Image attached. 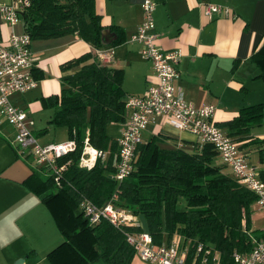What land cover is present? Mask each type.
I'll list each match as a JSON object with an SVG mask.
<instances>
[{
	"label": "trees",
	"instance_id": "16d2710c",
	"mask_svg": "<svg viewBox=\"0 0 264 264\" xmlns=\"http://www.w3.org/2000/svg\"><path fill=\"white\" fill-rule=\"evenodd\" d=\"M29 1L21 22L31 40L75 34L92 48H114L124 41L122 28L111 25L109 31L116 38L105 43L101 35L104 26L94 0ZM93 58L90 51L62 63L61 71H74L60 77L58 93L39 99L42 108L51 110L48 123L64 127L67 139L76 144L75 150L60 160H70V164L58 183L38 167L26 182L51 214L63 238L46 255L47 263L92 264L100 260L104 264H130L134 250L126 242L125 231H145L156 246L168 244L178 233L190 240L192 247L196 243L213 245L220 253V264H235L233 251L246 252L251 246L254 193L224 172L223 165L214 163L216 153L210 144L200 148L194 145L189 152L178 146H162L165 137L155 134L142 139L135 150L131 172L116 183L110 176L115 171L117 144L106 128L125 120L128 95L122 86L124 72ZM249 60L257 69L253 78H258L264 88V35ZM235 63L236 60L233 68ZM32 75L37 81L43 78L36 68ZM263 110L264 102L243 105L219 126L236 141L247 138L250 128L261 122ZM85 138L92 147L108 151L91 169L77 166ZM249 144L258 145V159L264 162L263 139L252 138L242 146ZM259 173L264 181V169ZM114 194L115 205L135 214L138 226L117 229L104 220L90 225L79 210L82 199L100 206ZM181 200L184 203L179 208Z\"/></svg>",
	"mask_w": 264,
	"mask_h": 264
},
{
	"label": "crops",
	"instance_id": "0c3cea01",
	"mask_svg": "<svg viewBox=\"0 0 264 264\" xmlns=\"http://www.w3.org/2000/svg\"><path fill=\"white\" fill-rule=\"evenodd\" d=\"M94 1L95 11L101 16L103 30H109V26L115 25L124 31V41L114 47L113 60L109 66L123 70L122 86L127 95L142 94L147 84L153 81V71L150 62L140 58L139 45L131 42L130 36L141 21L140 4L143 0ZM155 1L156 43L165 51H181L182 57L176 65L177 76L173 84L182 90L186 100L197 105H214L211 122L224 131L225 128L219 126L220 123L231 119L241 106L264 102V88L261 83L258 84V78H253L257 69L249 60L264 35V0ZM206 3L227 6L236 17L231 19L216 15L207 19L203 14ZM17 30H22V27ZM7 32L8 28L0 25L2 39H5ZM45 43L46 57L44 50L38 49L36 45L31 47L35 68L43 74V78L37 81L43 83L37 92L39 96L33 97L34 92H25V95L15 94L11 97L15 105L26 111L31 107L35 112H41L40 97L58 93L60 77L74 71L63 72L60 65L91 51L90 45L75 34L45 40L43 44ZM235 60L236 66L233 68ZM47 114L49 120V108ZM30 117L32 118L31 115ZM1 118L0 115V264H48L46 255L63 238L47 208L26 184L31 173L37 170L32 158L16 151L11 144L13 130L11 127H4ZM126 120L127 114L123 123L107 125L106 131L111 139L118 137ZM41 127L35 128L33 125V130L38 133L42 130ZM148 127L149 135L144 136L143 141L154 134L163 135L165 138L160 143L162 146L172 148L181 145L186 151H192L196 139L190 133L167 124ZM246 136L247 138L238 140L241 152L246 155L250 164L263 170L264 162L258 159V145H242L255 138L263 139L261 146H264V110L261 122L253 125ZM62 140L47 141L37 136L40 144ZM217 160L216 158L214 163L220 165ZM223 171L229 172L225 167ZM251 210L252 219L255 215L264 218L263 212L255 210L254 203ZM19 259L23 260L17 262ZM92 264L104 263L98 260ZM130 264L149 263L133 257Z\"/></svg>",
	"mask_w": 264,
	"mask_h": 264
},
{
	"label": "built area",
	"instance_id": "2783aa9c",
	"mask_svg": "<svg viewBox=\"0 0 264 264\" xmlns=\"http://www.w3.org/2000/svg\"><path fill=\"white\" fill-rule=\"evenodd\" d=\"M29 5V0L0 1V25L8 28L5 39L0 33V115L13 130L11 144L16 151L32 158L36 167L42 168L45 174L53 175L58 183V178L70 164V160H60L75 150L74 140L40 144L33 134V119L25 109L11 101L13 95L23 94L37 86V80L32 75L35 57L30 49L31 39L23 30H17L22 27L21 14ZM155 8V0L142 1L141 21L130 36V41L139 45V56L150 62L153 81L147 84L142 94L125 98L127 120L116 138L117 161L110 177L119 183L131 172L135 150L142 142L143 131L148 126L167 124L193 135L196 139L194 145L198 148L210 144L219 163L229 170L240 185L254 193L255 210L264 212V181L259 169L248 162L246 155L241 152L240 142L212 124L215 106L194 104L185 99L181 89L174 86L176 65L182 55L179 49L165 51L156 43ZM203 14L207 19L216 15L231 19L236 17L229 7L213 3L203 6ZM91 52L96 62L104 65L112 63L113 47H91ZM107 154L108 151L92 147L85 138L77 166L91 169L98 158L104 159ZM115 200L114 194L111 200L97 206L88 199H82L79 210L90 225L104 220L117 229L138 226V217L128 209L116 206ZM249 233L250 249L246 252L233 251L232 259L235 264H264V225L257 233L252 229ZM124 236L137 258L149 264H220V253L213 245L196 243L192 247L190 240H184L178 233L172 235L168 244L159 246L153 243L145 231H125Z\"/></svg>",
	"mask_w": 264,
	"mask_h": 264
},
{
	"label": "rangeland",
	"instance_id": "374dc122",
	"mask_svg": "<svg viewBox=\"0 0 264 264\" xmlns=\"http://www.w3.org/2000/svg\"><path fill=\"white\" fill-rule=\"evenodd\" d=\"M94 6H95V1H94ZM62 37H65V35L61 36V37H58V38H62ZM58 38H49V39H42V40H30V49H32L31 48L32 45H34V46L36 45V47L38 49L44 50V56L46 57L47 56V43L43 44V41L51 40V39H58ZM260 83H261V81L259 80L258 84H260ZM42 85H43L42 82H37V87L35 89H32L31 91H28V92H34L35 94H34L33 97H35V96L38 97L39 95H38L37 92L41 89ZM261 85H262V83H261ZM28 92H26V93L28 94ZM26 93H24L23 95H25ZM47 109L48 108H45V109L42 108V111L37 113V111L36 112L34 111V108H31V107L27 108L28 114H30L32 116V118H33L35 128H37L38 126L41 125L42 129L43 128L47 129V131H45L43 134H40V135L36 134L35 131H34L35 129H34L33 130V134L36 137L39 136L40 138H43L44 140H47V141H51V140L57 141V140H62V139H63L62 141L66 140L67 139V135H66V130H65L64 127L53 126V125H51V124H49L47 122V120H48ZM1 120L3 121L2 124H3L4 127H7V128L10 127L8 125V123L5 121V119L3 118V116L1 118ZM149 129L150 128L148 127V129H146L144 131V135L142 134V138H144V136L147 137L149 135ZM217 161L219 162V160H217ZM183 203H184L183 200H181L179 202V204H178V207L182 208L183 207ZM251 221H252V224L250 226H251L252 230H259V229L262 228V226L264 224V218L261 215H255ZM134 257L137 258L138 256L134 253Z\"/></svg>",
	"mask_w": 264,
	"mask_h": 264
},
{
	"label": "water",
	"instance_id": "95a60500",
	"mask_svg": "<svg viewBox=\"0 0 264 264\" xmlns=\"http://www.w3.org/2000/svg\"><path fill=\"white\" fill-rule=\"evenodd\" d=\"M102 38L105 41V43H110L111 41H113L116 37L114 35V33L110 32L108 29L107 30H103L102 33ZM23 259H19L17 262H21Z\"/></svg>",
	"mask_w": 264,
	"mask_h": 264
}]
</instances>
